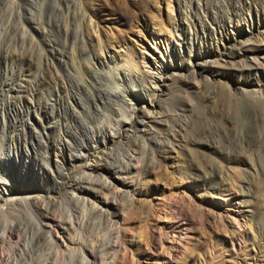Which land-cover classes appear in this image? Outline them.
Wrapping results in <instances>:
<instances>
[{
	"label": "rangeland",
	"instance_id": "374dc122",
	"mask_svg": "<svg viewBox=\"0 0 264 264\" xmlns=\"http://www.w3.org/2000/svg\"><path fill=\"white\" fill-rule=\"evenodd\" d=\"M86 1L110 51L135 57L149 45L161 61L167 43L184 40L191 69L172 53L178 68L146 104L157 122L137 133L138 110L116 140L64 163L62 177L46 168L41 145L60 141L63 99L49 81L79 46L77 0H0V178L12 191L0 194V236L13 243L0 264H80L55 256L42 223L70 214L80 237L98 233L97 261L119 227L126 263L264 264V0ZM98 160L105 170L88 177ZM34 182L48 204L28 201ZM105 182L129 192L111 214H81L73 185L102 198Z\"/></svg>",
	"mask_w": 264,
	"mask_h": 264
},
{
	"label": "bare ground",
	"instance_id": "6f19581e",
	"mask_svg": "<svg viewBox=\"0 0 264 264\" xmlns=\"http://www.w3.org/2000/svg\"><path fill=\"white\" fill-rule=\"evenodd\" d=\"M63 2L68 6L67 0H63ZM77 4L80 21L77 33L80 38L77 37L79 46L70 47L64 61L63 76L60 75L55 79L51 76L49 81L51 84L49 87H53L54 84L59 85L58 95L63 99L61 110L64 114L61 118L60 139H58L60 141L56 145H52L48 141L43 142V145L38 142L46 151L44 158L46 168L49 170L54 168L62 177L66 175L63 173L66 170L65 165L83 159L86 152L96 146L98 142L106 143L116 140L124 126L132 121L138 110H142V114L137 122L136 128L139 130L137 133L146 130L147 124L150 122L156 123V113L148 111L146 104L158 97L161 82L168 77L165 71L170 72L178 68V64L171 59V54H184L187 58L186 68L188 70L191 69L192 60L191 51L186 52L184 40L179 42V39H176L175 43H167L169 51L165 55L161 54L163 57L161 61L156 60L155 52L149 45H145L143 49L152 59L144 54H136L134 57L129 52L118 55L110 51L108 43L102 40L87 1L77 0ZM62 33L65 39L70 35L66 24L63 25ZM76 36L74 35L72 39ZM85 55H87L86 58H84ZM70 68L73 74L69 72ZM56 75H58L57 72ZM45 117L49 121L57 118L55 105L48 104L45 107ZM64 163L65 165H63ZM100 164V160L95 161L83 171L88 177L95 175L105 170L104 166ZM33 180L36 181L35 178ZM61 184L64 186L63 181ZM31 189V200H27L32 202V205L48 204V198L44 196L45 194L43 195V189L38 187L35 182ZM128 192V188L124 184L112 182L106 184L105 182L100 188L102 198H99L98 194L91 195L88 189L74 188L73 185L71 198L79 203L81 214L94 212L102 216L107 213L111 214L109 208L113 205L112 203L117 204L118 197ZM11 193L12 191L7 187L6 179L0 178V194L7 196ZM132 202L131 199L130 203ZM105 219L108 222V218L105 217ZM42 223H44L54 254L58 258L75 254L78 256L76 259L81 262L80 264H134L131 259L129 263L125 262L127 258H124V239L119 227L114 229V241L106 245L97 261L98 255L96 254L98 252H95V249L99 242L98 233L94 234V237H90L89 240L80 237L79 228L71 214L59 218L54 215L46 216ZM106 241L105 243H107ZM11 244H13L11 235L2 234L0 236V250L8 249ZM82 244H86V250ZM98 247L100 248L99 244ZM1 255H3V250Z\"/></svg>",
	"mask_w": 264,
	"mask_h": 264
}]
</instances>
